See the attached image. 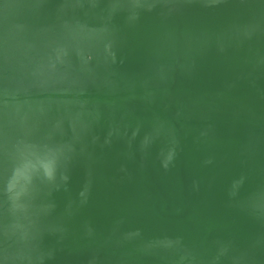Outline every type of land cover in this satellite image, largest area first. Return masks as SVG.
<instances>
[{"label": "water", "instance_id": "obj_1", "mask_svg": "<svg viewBox=\"0 0 264 264\" xmlns=\"http://www.w3.org/2000/svg\"><path fill=\"white\" fill-rule=\"evenodd\" d=\"M0 264H264V0H0Z\"/></svg>", "mask_w": 264, "mask_h": 264}]
</instances>
